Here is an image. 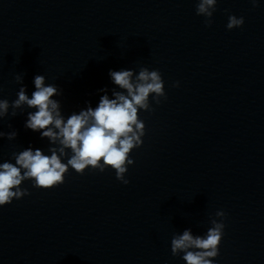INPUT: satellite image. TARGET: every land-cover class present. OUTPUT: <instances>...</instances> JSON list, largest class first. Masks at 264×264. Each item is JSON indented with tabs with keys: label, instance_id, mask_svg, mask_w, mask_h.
I'll use <instances>...</instances> for the list:
<instances>
[{
	"label": "clouds",
	"instance_id": "clouds-1",
	"mask_svg": "<svg viewBox=\"0 0 264 264\" xmlns=\"http://www.w3.org/2000/svg\"><path fill=\"white\" fill-rule=\"evenodd\" d=\"M251 3L255 6L257 0H251ZM216 5L217 0H197L196 15L205 17L206 27L213 23ZM243 24V17L229 15L226 27L231 30ZM109 76L120 89L112 90L113 98L104 94L98 106H88L78 114L72 113L67 119L61 114L60 102L53 99L62 92L56 85H46L43 75L34 77L35 91L31 97L27 94L26 86H21L17 98L11 103L0 99V119L9 115L10 108L11 116H16V110L25 106L36 109L28 112L25 127L39 131L42 139L47 138L51 145H56L48 149L50 155L30 147L12 154L15 163H0V206L30 195L27 189L21 187L26 180L33 181V187L41 189L63 184L69 167L79 174H83L88 167L100 172L111 168L117 180L125 185L129 183L125 179L127 166L134 164L130 153L143 144L142 137L145 135V124L138 113L140 110L154 111L150 96L157 105L161 103V98L167 99V96L159 70L150 71L147 67H141L135 75L133 70H110ZM16 80L23 85L21 76L18 75ZM173 86L179 87V82ZM99 91L107 93V89ZM5 136L9 141L14 140L17 132L0 131V138ZM62 158H67V162H63ZM215 216L220 219H211L212 226L204 236L193 235L190 229L174 235L171 239L172 255L183 253L182 259L186 264H213V259L219 255L226 214L217 211Z\"/></svg>",
	"mask_w": 264,
	"mask_h": 264
}]
</instances>
